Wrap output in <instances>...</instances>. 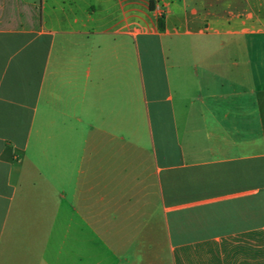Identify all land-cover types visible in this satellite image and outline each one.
I'll return each instance as SVG.
<instances>
[{"label":"crops","instance_id":"crops-1","mask_svg":"<svg viewBox=\"0 0 264 264\" xmlns=\"http://www.w3.org/2000/svg\"><path fill=\"white\" fill-rule=\"evenodd\" d=\"M0 264H264V0H0Z\"/></svg>","mask_w":264,"mask_h":264},{"label":"trees","instance_id":"trees-1","mask_svg":"<svg viewBox=\"0 0 264 264\" xmlns=\"http://www.w3.org/2000/svg\"><path fill=\"white\" fill-rule=\"evenodd\" d=\"M158 24H159V27L161 28L162 27V20H161V18H159Z\"/></svg>","mask_w":264,"mask_h":264}]
</instances>
